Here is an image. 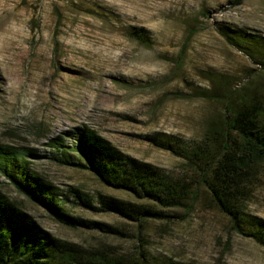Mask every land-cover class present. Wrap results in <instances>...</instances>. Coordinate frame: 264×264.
Instances as JSON below:
<instances>
[{
	"label": "rangeland",
	"instance_id": "rangeland-1",
	"mask_svg": "<svg viewBox=\"0 0 264 264\" xmlns=\"http://www.w3.org/2000/svg\"><path fill=\"white\" fill-rule=\"evenodd\" d=\"M232 1L0 0V144L35 150L31 169L59 189L137 202L87 171L47 159L50 140L85 125L133 158L172 176L185 172L182 159L146 137L164 133L185 145L222 116L228 91L250 84L264 99V0ZM131 27L145 29L150 44L128 37ZM0 182L62 240L105 242L128 255L141 249L152 264H264V247L235 234L203 187L166 210L167 219L141 226L67 204L73 215L127 233L114 238L64 227ZM246 206L264 218V174Z\"/></svg>",
	"mask_w": 264,
	"mask_h": 264
},
{
	"label": "trees",
	"instance_id": "trees-1",
	"mask_svg": "<svg viewBox=\"0 0 264 264\" xmlns=\"http://www.w3.org/2000/svg\"><path fill=\"white\" fill-rule=\"evenodd\" d=\"M243 1L233 0L230 4L240 6ZM147 34L145 29L135 27L127 33L148 46L151 40ZM223 103L222 116L208 121L198 140L183 145L164 133L146 137L155 148L183 160L186 171L177 176L125 154L85 125L50 140L47 159L87 171L137 202L113 195L92 197L73 186L59 189L31 169L30 161L37 154L27 147L0 144V177L62 226L114 238H126L127 233L111 224L73 215L67 204L111 213L141 226L145 220L167 219L166 210L184 206L194 189L203 187L216 210L229 219L235 234L264 247V218L246 210V202L264 174V99L256 86L247 84L228 91ZM22 202L0 188V264H152L141 249L128 255L105 242L83 246L62 240L35 222ZM158 264L182 263L167 260Z\"/></svg>",
	"mask_w": 264,
	"mask_h": 264
}]
</instances>
